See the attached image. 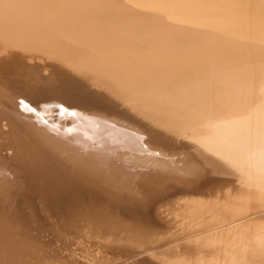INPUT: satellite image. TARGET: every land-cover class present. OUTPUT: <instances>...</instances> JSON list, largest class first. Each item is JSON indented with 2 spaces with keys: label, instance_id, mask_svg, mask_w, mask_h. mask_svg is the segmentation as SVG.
I'll list each match as a JSON object with an SVG mask.
<instances>
[{
  "label": "bare ground",
  "instance_id": "6f19581e",
  "mask_svg": "<svg viewBox=\"0 0 264 264\" xmlns=\"http://www.w3.org/2000/svg\"><path fill=\"white\" fill-rule=\"evenodd\" d=\"M1 47L51 63L0 51V264H264V0H0Z\"/></svg>",
  "mask_w": 264,
  "mask_h": 264
},
{
  "label": "rangeland",
  "instance_id": "374dc122",
  "mask_svg": "<svg viewBox=\"0 0 264 264\" xmlns=\"http://www.w3.org/2000/svg\"><path fill=\"white\" fill-rule=\"evenodd\" d=\"M1 48H3V49H1ZM1 48H0V49H1L0 51H5V50H6V51H5L6 54H5L4 56H8L9 54H19V53H17V52H19V50H20V54H23V53L25 52V51L22 50V49H19V50L17 51L16 49H18V48H14V49L17 51L16 53H15V51H12L10 47H1ZM4 48H10V49L7 50V49H4ZM12 49H13V48H12ZM21 50H22V51H21ZM8 51H9V53H8ZM10 51H12L13 53H12V52L10 53ZM5 52H2V53L4 54ZM26 52L28 53V51H26ZM26 52H25V53H26ZM25 53H24V54H25ZM32 53H33V52H32ZM3 54H0V55L3 57ZM24 56L26 57V62H27V61H28V62L30 61V63H33V64H34V63H36V64L43 63V65H44V63L46 62L45 60L48 59V58H45V59L43 60L44 57L42 56V58H40L41 56L39 57V55H36V53H35V55H34V53H33V57H32L31 52H30V54H25ZM27 56H28V57H27ZM37 56H38V57H37ZM35 57H36L37 59L40 58L42 61H41L40 59L37 60ZM27 58H28L29 60H27ZM34 58H35L36 60H35ZM48 61H49V59H48ZM28 62H27V63H28ZM49 62L51 63V60H50ZM49 62H48V64H49ZM46 63H47V62H46ZM46 63H45V64H46ZM48 64H46V65L43 66V67H44V68H43V71H44L45 73L48 72L49 69H50L49 66H48ZM40 65H41V64H40ZM47 66H48L49 69L47 68ZM105 97H106V96H105ZM106 98H108V97H106ZM107 100H108V99H107ZM109 100H110V99H109ZM119 108H120V107H119ZM120 109H122V108H120Z\"/></svg>",
  "mask_w": 264,
  "mask_h": 264
}]
</instances>
